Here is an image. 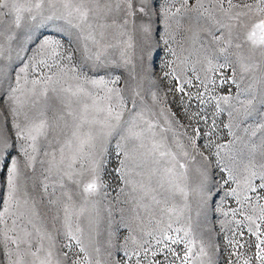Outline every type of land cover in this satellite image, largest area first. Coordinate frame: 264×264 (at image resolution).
<instances>
[{
  "label": "rangeland",
  "instance_id": "rangeland-1",
  "mask_svg": "<svg viewBox=\"0 0 264 264\" xmlns=\"http://www.w3.org/2000/svg\"><path fill=\"white\" fill-rule=\"evenodd\" d=\"M99 2L113 11L108 19L92 21L97 42L89 41L87 49L76 39L77 29L65 21L47 19L52 12L47 4L35 19L24 14L19 27L5 28L0 36V107L11 103L10 97L18 98L22 124L44 121L48 126L47 135L37 141L35 166L28 170L31 178L21 180L19 207L9 208L6 175L0 169V264H8L7 252L15 251L8 238L23 236L24 231L32 234L34 245L42 243L44 250L54 243L53 264L57 258L63 264V257L56 253L68 243L64 236L65 207L73 232L81 230L76 234L92 264H183L188 246L193 251L189 264H238L241 253L240 264L244 258H254L257 241L249 231L254 226L246 217L260 223L257 218L260 205H264V190L257 187L251 191L246 180L250 170L264 172V64L257 57V66L244 73L238 57L247 53L236 49L235 41L231 46L226 44V29L216 33L222 38L216 45L210 42L206 29H191L179 14L166 18L164 9L175 11V0H155L152 19L156 24L150 51H146L137 31L138 18L125 16L124 0ZM204 2L207 6L209 0ZM125 18L127 25L120 26ZM113 19L116 24H112ZM45 39L58 41L60 47L41 50ZM225 47L222 53L219 49ZM222 64L231 67L221 68ZM94 80L105 83L96 85L91 83ZM180 84L184 85L183 92L178 91ZM81 87L89 96L72 95ZM10 89L18 90L13 93ZM133 89L139 95H134ZM117 92L125 102L121 120H112L111 129L101 123L85 125L81 135L91 131L96 136L94 146L86 145L69 169L77 145L74 143L71 150L65 147L73 130V119L66 113L78 114L83 101L90 105V120L104 121L107 112L93 110L92 101L103 108L110 96L111 105L119 111ZM132 116L136 117L134 130L142 133L145 148L139 147L140 140L127 138V122ZM149 123L153 126L150 131ZM9 130L14 132L11 127ZM154 142H163L186 169L177 167L163 175L168 165H157L147 154ZM23 143L16 140L13 158L19 155L24 159L19 152ZM61 148L64 163L60 171L45 172L51 154L59 163ZM184 152L190 155L185 157ZM94 162H99L100 186L93 193H85L83 185L90 173L85 171L82 177L77 173L91 168ZM162 176L160 187L157 180ZM34 181L47 183V193L41 187L34 188ZM260 183L264 181L252 180L253 185ZM143 186H147V194ZM25 190L30 195L28 205L23 203ZM165 232L191 243L166 241L167 248L157 244ZM236 240L242 248L234 246ZM202 246L206 256L199 253ZM64 251L72 260L80 259L76 255L79 246L74 242ZM251 264L259 261L252 259Z\"/></svg>",
  "mask_w": 264,
  "mask_h": 264
},
{
  "label": "snow or ice",
  "instance_id": "snow-or-ice-1",
  "mask_svg": "<svg viewBox=\"0 0 264 264\" xmlns=\"http://www.w3.org/2000/svg\"><path fill=\"white\" fill-rule=\"evenodd\" d=\"M52 10L51 14L47 19L52 20H61L65 21L67 24L71 25L73 28L77 29L76 39L82 41L85 49L88 47V42L92 41L96 43V37L94 35V25L93 20L99 21L100 19H108L109 14L113 11V8L108 4L103 6L100 4L99 0H35V2H30V0H25L21 3V0H0V36H3L5 33V28L11 29L13 27H19L21 21L24 17V14H28L32 19H35L37 15L42 13L45 5ZM176 4L179 6L177 7ZM124 9L125 16L127 18L137 17L138 25L137 31L141 34L144 48L146 51H150L152 44V34L154 32V25L156 21L152 19L153 7L155 5V0H136L134 3L133 0H124ZM175 11L172 9H164L165 17L177 16L178 14L186 19L187 23L190 25L191 29L196 30H207V34L210 38L212 44L219 45L222 38L216 35L217 32H222L227 30L228 39L226 44L231 46L233 41H235L234 47L240 52H246V56H240L239 67L242 72L247 73L250 71V67H255L256 58H259V62L264 64V0H209L208 5H205L204 0H175L173 5ZM116 8L120 9V4H116ZM11 17V19H6ZM125 18L122 20L120 26L127 25L128 19ZM75 21V23H73ZM112 24H116V21L113 19ZM104 27V25H100ZM111 26V25H107ZM103 34L101 33V36ZM131 46V45H129ZM60 47L58 41L53 39H45L41 45V50L51 48L55 51ZM222 53L227 50V48L219 49ZM175 55V53H173ZM99 59V56H96ZM127 63V61H126ZM211 64V61H209ZM231 67V65L222 64L221 68ZM50 79V78H49ZM179 81L180 77H176ZM34 83H39L36 81ZM91 83L99 85L104 84V81H91ZM191 83V81H187ZM235 83V80H233ZM19 84V81H17ZM18 89H10L11 92H16ZM65 91H70L66 89ZM112 90L109 89V92ZM178 91H184V85L180 84ZM47 89L44 90L46 94ZM83 94L85 97L89 96L87 92L81 87L77 88L75 92H72L73 96H79ZM134 95H139V92H136L133 89ZM117 97L120 100L118 105L119 111H117L110 103L111 97L106 99L109 101L107 105L101 108L95 100L92 101L91 108L97 112H107V118L104 121H96L95 119L90 120V105L86 102L81 101L82 107L78 114H74L71 111L66 113L67 116H71L73 119L71 138L67 140L65 147L72 149V145L75 143L77 148L74 150L73 155L70 158V162L67 167L72 169L76 163V157L83 155L84 147L87 145L89 147L94 146V141L96 136L92 134L91 131L81 135V129L85 126H91L96 123H101L104 128L111 129L113 127L111 121L115 120L117 123L121 120L123 116V109L125 107V102L123 97L120 96V93H116ZM11 103L6 107H0V169H3V173L6 175V186L8 188V197H9V208L16 206L19 207V200L17 197L21 195V180L29 177L28 170L33 169L36 162V154L39 151L37 148V141L40 137L46 136V128L48 127L46 122L41 121L40 123L28 122L22 124L19 120L21 115L19 100L15 97H10ZM59 119L63 120L64 117L61 116ZM25 120L27 116L25 114ZM136 117L132 116L128 128V137L134 140H140V148H145L146 145L143 143L142 133L136 132L134 129L136 125ZM13 128V131H10L9 128ZM153 126L149 123L148 130L150 131ZM22 139L25 143L20 145L19 152H22L24 159L21 160L19 155L16 158H13V154L17 152L16 140ZM193 146H195V140H192ZM264 148V145L261 146ZM61 160L59 163L56 162L55 154H51L52 158L47 161L48 167L45 169V172L52 173L54 171H60V165L64 163V148L60 149ZM148 155L153 157L154 162L157 165H160L162 162L167 167L163 168V175L173 173L175 168L181 170L186 169L185 163H180L176 159L174 153L168 151L163 142H154L150 148H148ZM45 156L49 155L44 153ZM127 155V153H126ZM190 154L184 152L183 156L188 157ZM201 158L206 160L207 158L201 153ZM168 158V159H165ZM192 160H195V155L191 156ZM45 161H41V164ZM85 171L90 173V179L88 182L83 185V192L93 193L100 186V173H99V162H94L93 166L87 170L81 169L78 176H83ZM156 171H160L158 168ZM71 178V175L68 172L64 173ZM151 175H155L153 172ZM151 179V176H150ZM163 176L161 179L157 180V183L160 187H163L162 183ZM259 179L264 181V172L258 173L255 170H250V175L247 178L246 182L248 188L251 191H256V188L264 190V183L259 185H253L252 180ZM47 180V176H45ZM33 187H41L43 192L47 193L48 184L41 181L39 184L33 182ZM147 194V186H143ZM181 191H183L181 189ZM233 195H236L235 190H233ZM25 205L29 204L30 195L27 190L22 193ZM68 199H71L69 196ZM155 199V197H153ZM245 199H248L245 197ZM53 203V201H49ZM32 207L35 208V200L32 199ZM261 213L257 219L260 223H257L256 219L248 216L246 219L254 226L249 228L250 232H253V235L256 236L255 247L257 249L254 258H244L242 264H251V260L255 259L259 261V264H264V230H261V224H264V205H260ZM65 232L64 236L67 239L68 243L61 246V250L56 253L57 257H63V264H92L87 249L83 246V242L80 237L76 234L81 232L79 228L76 229L74 233L71 227L69 220V211L65 207ZM15 224V221L13 222ZM169 227H171L169 225ZM31 233L24 231L23 236L9 237L12 245L15 247V251L9 250L7 252L8 264H53V251L51 250L54 247V243L50 245L48 250H44L43 244L39 243L34 245L31 240ZM241 236L243 233L240 234ZM43 238H41L42 240ZM52 237L49 236V240ZM166 241H170L171 244L177 243H187L191 242L184 241L181 237L170 236L165 232L161 239H157V244H163L164 247H169ZM73 242L75 245L79 246V251L76 253L77 256H80V259L72 260L69 257L68 251L64 249H71L73 247ZM236 248H242L243 245L239 240H236L234 243ZM96 252H99V248L95 249ZM147 249H145V253ZM41 253H43V258H41ZM201 255H207V252L203 246L199 249ZM82 254V255H81ZM136 255V253H134ZM156 255V253H153ZM193 256L192 247L188 246L186 248L185 254L182 257L183 264H189L190 258ZM243 256V253L240 254ZM240 256H238V264H240ZM55 264H62L61 259L57 258ZM96 264H100L99 261H96ZM139 264V261L137 262Z\"/></svg>",
  "mask_w": 264,
  "mask_h": 264
}]
</instances>
